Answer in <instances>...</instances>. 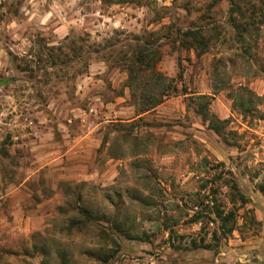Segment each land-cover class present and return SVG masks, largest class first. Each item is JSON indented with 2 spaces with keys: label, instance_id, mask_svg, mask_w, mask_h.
Wrapping results in <instances>:
<instances>
[{
  "label": "rangeland",
  "instance_id": "obj_1",
  "mask_svg": "<svg viewBox=\"0 0 264 264\" xmlns=\"http://www.w3.org/2000/svg\"><path fill=\"white\" fill-rule=\"evenodd\" d=\"M259 1L0 0V264H264V25L231 27ZM144 48L178 94L140 114Z\"/></svg>",
  "mask_w": 264,
  "mask_h": 264
},
{
  "label": "trees",
  "instance_id": "obj_2",
  "mask_svg": "<svg viewBox=\"0 0 264 264\" xmlns=\"http://www.w3.org/2000/svg\"><path fill=\"white\" fill-rule=\"evenodd\" d=\"M232 12L236 11L237 13H240L242 16L243 12L242 9L239 6L233 5L231 8ZM251 16L248 17L247 20L244 22H238L235 19H231V27L235 31H241V32H247L251 27H260L258 25H264V1L260 0L258 4H254L251 6ZM259 16L261 19L258 22L254 21V17ZM260 29V28H259ZM258 29V30H259ZM206 30L203 28H197L195 30H190L187 32H184L182 35L184 38L189 39V43L185 44L188 49L193 50H200L204 51L211 42V38H206L205 34ZM243 36L240 34L237 38V40L240 42L244 41L245 39L242 38ZM155 55V51L149 49H142L138 52V54L135 56L134 61L131 65V68L129 70V76H128V87L131 89L133 87V82L140 79H145L146 77L142 75L143 72H148L149 70L152 71L151 75L153 76V81L148 83H143V91H142V100H141V107L139 109L140 114H144L150 111H153L156 109L159 105H161L164 101L167 99L174 97L178 94V88L173 85V80H170L166 77H164L161 73L158 71H155V66H152L149 68V64H147V61L149 58ZM137 66V70L139 75L136 76L134 73L133 67ZM148 67V68H147ZM213 74L218 77L220 76L217 73V70H213ZM223 84H221L217 90L226 88L227 82L223 79L221 80ZM203 99H205L206 96H201ZM201 98V99H202ZM259 98L255 96L250 90L246 88H240L239 90H236L231 93V100H232V106L231 109L238 113L240 116L244 117L248 114L253 113V108L255 106L256 101ZM199 114L202 116L204 121L208 122V127L212 131H214L217 135L221 134V131L223 130V122H220L219 120L215 119L213 116L209 115V112L207 110V107L203 106L200 107L198 110ZM227 185L230 186L231 189V201H234L235 195L238 196V199L244 203V198L237 192V188L233 183L227 182ZM234 191L236 194H234ZM212 215L215 217V222L218 223L217 231L213 233V236L216 237V233L220 232L222 235L226 236L231 234L235 230L236 226V216L234 211L229 210H221L219 208H215V210L212 212ZM198 218L195 220H192V222H197ZM196 247V246H195ZM207 247V246H205Z\"/></svg>",
  "mask_w": 264,
  "mask_h": 264
}]
</instances>
